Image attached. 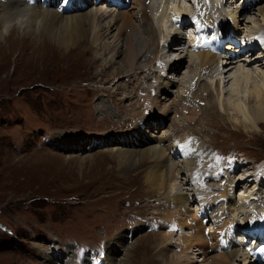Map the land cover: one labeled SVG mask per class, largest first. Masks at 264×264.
Returning a JSON list of instances; mask_svg holds the SVG:
<instances>
[{"label": "rangeland", "instance_id": "rangeland-1", "mask_svg": "<svg viewBox=\"0 0 264 264\" xmlns=\"http://www.w3.org/2000/svg\"><path fill=\"white\" fill-rule=\"evenodd\" d=\"M6 1L0 0V11ZM131 1L129 0L128 5ZM149 1L145 0V4L148 5ZM230 1L231 5L227 2L224 5L226 12L240 11L236 14V23L240 28L236 36L237 43H242L248 30L261 28V33L264 35V23L253 10H249L251 0ZM163 6H166L165 3L161 4L156 15L149 14V10L146 13L151 15L154 27L159 20H163L162 29L171 31L172 26L169 27L163 17ZM171 7L170 3L168 8ZM184 7L187 8V10L182 8V12L185 13L189 7L187 5ZM96 8L101 9L98 15L101 17L100 28L111 25V22L116 19L115 8L103 4L102 0L96 2ZM172 9L177 10V7L173 6ZM124 16L127 21H130L128 15ZM14 30L11 31L12 36H16L18 29ZM113 30H110L108 35L102 36L95 46L80 44L81 48L87 47L84 54H81L80 50L64 54L54 44L50 46L46 43L43 46L42 43L38 47L37 43L30 45L28 42L15 41L14 37H11L14 41L7 39L5 44L0 45V264H63L55 255L52 256L50 263L46 262L45 256H42L43 252L55 246L62 254L69 252L72 254L71 245L75 243L84 244L85 247L86 244L105 243V251H107L109 245L107 243L111 242L112 237L128 230L138 232L123 246L125 248L118 251L111 250L114 256L119 257L121 264L123 262L125 264H162L157 255L161 247L158 237L159 228L157 231H155L157 226L154 229H148L149 226L145 220L152 216L162 218L167 203L163 201L162 195L155 196L150 188L145 177L146 169L134 167L119 171L112 156L104 148L88 150L87 146L88 152L84 154L82 148L79 151H68L70 149L65 150L54 146L50 141L56 137L61 139L76 138V136L100 138L113 132L114 134L127 133L132 130L136 122L144 121L143 118L140 119L141 121L131 119L130 113L138 109L144 98L155 97V91L152 90L158 83L159 73L156 77L155 72L150 75L143 73L146 80L137 82L133 78L125 77L133 74L130 70L126 72L122 70V74L119 75L123 68H121L123 57L122 55L111 57L109 52L115 45L117 51L125 50L121 46L129 29L123 32L122 36H117V30ZM156 30L158 38H161L160 27ZM177 33L174 39L180 43L179 32ZM114 37L118 39V41L115 40L116 43L113 40ZM178 54L164 60V63L167 61L169 63L165 65L166 68H169L172 60L182 56ZM236 57L238 59L241 54ZM255 57L251 58L250 55L247 60L253 61ZM241 64L242 62L237 60V67L241 68ZM188 65L187 57L177 71L171 73L172 70H169L171 74L161 71L160 75L162 79L176 82L177 89H180L181 83L185 86L184 82L186 86H189V75L186 74ZM155 67L158 66L155 65ZM250 67L260 69L254 64ZM160 68L159 66L158 70ZM232 73L234 74V70L228 72L226 78L233 76ZM204 76V82L210 85L214 77L207 73ZM182 77L186 79L183 80L184 82H179L178 79ZM232 83L230 80L222 88L223 93L219 98L220 103L223 101L225 103V111L221 107L205 108L203 101L199 103V106H202L199 109L201 123H199L200 120L191 122L188 124L189 127L185 125L179 133L175 129L174 134L166 132L168 121L163 124H154L155 126L151 128L147 127L149 130H145L146 126L142 127L149 135L162 138L173 135L176 142L181 137L188 136L191 141L204 144L208 152V163L204 162V157H198L191 171L174 174L173 190L166 191V194L171 195L174 193L190 195L191 200L186 206L188 212L192 213L194 209L197 212L202 211L195 200L196 194L200 195L199 189L195 185L196 191H194L189 187L188 182L191 179L194 180L195 173L199 171L200 161L204 162L201 166L203 169L209 170V173L215 172L213 177L218 178L219 183L227 181L226 172L230 182L239 178L246 180L242 189L238 188L232 192L228 187L231 194L246 207L243 213H239V210H242L239 208L238 211L236 209L231 212V218L237 223L236 218L241 219L240 216L243 214L246 218L248 212V217L255 213L248 207H253L252 199L253 197L258 199L257 193L261 192L260 189L264 193V124L251 122L245 111L247 95L253 86L247 87L244 84L242 90V83L231 85ZM148 86L153 88L149 93L146 89ZM231 86L233 89H238L231 98L232 103L234 102L232 105L237 109L227 104L229 97L225 91L227 90L228 94ZM137 87L141 88L142 92H138L136 97L134 89ZM261 90L264 91V86H261ZM157 96L160 97V95ZM188 105L190 109L196 108L194 101ZM160 106L162 108L163 105ZM147 117L149 115L144 116V118ZM150 117L153 118L154 115ZM170 117H174L173 114H170ZM151 123L152 120H150ZM188 137L187 141L190 142ZM172 151L174 152V149ZM89 157L94 158L95 167L91 166L89 161L85 165L81 162ZM180 158V155H177L173 159L178 162L182 160ZM232 160H235L236 166L229 167L232 165ZM256 164H259L258 167L261 169L257 171V174L259 172L260 174L258 177L256 175V180L253 182L248 179L252 174L245 175L249 170L248 166L253 165L254 168ZM193 170L194 175L191 178ZM236 170L237 173L230 176L231 172ZM207 181L204 183V193L209 190L208 194H214L212 188L219 189L220 186L213 187V179ZM256 182L258 186L255 185ZM206 187L209 188L206 189ZM251 192L255 195L250 196ZM191 195L194 196L193 199ZM182 210L186 209L182 207ZM260 218L262 220L260 224L264 226V214L260 215ZM251 221L252 225L254 220ZM160 224L163 222L160 221L158 225ZM160 227L164 226L160 225ZM179 232H181L180 235L170 233L171 237L164 242L167 249L176 254L167 258L166 264L175 262L176 256L180 264L210 262L209 257L213 254L210 248L206 249V255L199 254L195 248L185 250L188 244L185 247L179 238L187 233L185 229H180ZM120 251H122L121 254H119ZM234 262V264H242L239 261L234 260Z\"/></svg>", "mask_w": 264, "mask_h": 264}, {"label": "bare ground", "instance_id": "bare-ground-1", "mask_svg": "<svg viewBox=\"0 0 264 264\" xmlns=\"http://www.w3.org/2000/svg\"><path fill=\"white\" fill-rule=\"evenodd\" d=\"M226 2L231 5L230 0L229 2L228 0ZM201 3L204 8L209 11L213 19L220 23L221 31L226 30V28L228 31L230 30L231 34L229 33V35L231 36V39L238 35V29L240 28L236 23V14H239L240 11H231L227 13L226 7L224 6L226 3H224L223 0H201ZM117 4L123 5L120 2H117ZM161 4L162 2L158 0H150L148 5L145 4V0H132L130 5H126L125 9L121 8V10H117L120 8L116 7V19L111 22V25L108 24L107 26L100 28L99 19H101V17L98 15L100 14L99 12L101 9L96 8V2L94 1L7 0L0 11V45L5 44L7 39H12L11 37H14L13 39L15 41L28 42L30 45L37 43L38 47L42 43L43 46L46 43H49L50 46L51 44H54L58 49H61L64 54H70L75 50H80L81 54H84L86 52L85 48L87 47L81 48L80 44L95 46L102 36L110 33V30H117L116 35L122 36L123 32L129 29V32L126 33V36L123 38L124 42L121 46V48L124 47L125 50L122 51L121 49V52L117 51V46L115 45L109 54L111 57L122 55L123 63L121 68H123L119 75L122 74V70L125 72L126 70H130L133 74L125 77L133 78L136 82L146 80L143 73H148V75H150L155 72V77L156 74L159 73L160 78L158 79L156 87L154 89L149 86L146 88L149 90L148 93L151 92L150 89L152 88V91H155V97L147 95L148 97L140 102L138 109H135V111L130 113L131 119L135 121L139 119L138 121H141L140 119L143 118L144 121L142 120V123L136 122L132 130L127 133L114 134L113 132L100 138H81L76 136V138H70L72 140L56 137L55 139L50 140L51 144L65 150L70 149L68 151H79V149L82 148L85 152L84 154L93 148H104V150L109 152L112 156L119 171L129 170L134 167H142L143 169H146L147 174L145 177L150 188L153 190L155 196L162 195L163 201L167 203L164 216L161 218L165 225L163 228L160 226L158 227V237L161 241V247L158 249L157 255L162 264H166L167 258L176 255L175 253L173 254V251L171 252V250L167 249V245L164 244V242L172 235L170 234L172 227L175 231L178 229L191 231L179 238L180 242L183 243H181L182 245L187 247L186 245L188 244V248L185 250L188 251L195 248L199 254L206 255V249H211L213 254L209 257L210 262L207 264H216V262L217 264H234V260L242 263L245 261L244 256L246 254L236 246L232 247L229 251H224V248L218 244V236L220 232L226 230L227 226L236 224L231 218L232 211H235L236 209L238 211L239 208L242 209L241 211L239 210V213H243L246 210L245 204H241L240 200L235 198L230 192L236 191L238 188L242 189L246 180L240 178L237 180H231V182L227 180L225 181V183L227 182L226 184H222L221 186L218 185L220 186L219 189H221V192L217 197L226 200V202L223 203V201H221L219 203V208L217 210L219 212L221 211L220 218L222 220L219 226H215V228L210 231L209 237L207 238L203 234L206 227L203 225V219L206 218L204 217L205 209H201L202 211L199 212L194 209V211L190 213L186 207L187 203L191 200L189 198L190 195L181 194L180 192V194H166L168 189V191L173 190L172 180H174L175 173L178 175L182 171H191L200 156H202V158L204 157L203 159L205 163H208V152L206 151L204 144L202 142L200 144L188 142L186 136L181 137L176 142L175 139H173V135L168 136L167 138H162L155 135H149L144 129L146 128L145 130H147L148 128L154 127V124H163L165 121H168L169 125H167L166 132H172L174 134L175 129L179 133L184 129L185 125L189 127L188 124L191 122L200 120V122H198L201 123L199 116V109L202 107L199 106L201 101L206 105L205 108L211 106L218 109V107H221V109L225 111V103L224 101L220 103L219 98L223 93L222 88L226 86L230 80L235 83V85L242 83V90L244 84L247 87H251V85L253 86L252 89L249 90L248 95L246 94L247 107L245 108V111L251 122L254 124H264V91L261 90V86H264V70H262L264 69V62H262L264 59L256 60L259 55H261L259 52L256 57V53L253 55L255 57V60L252 59L253 61L247 60L248 55L241 54V57L238 59L237 57L232 56L236 55V51H225L224 56L220 57L216 54L218 52V46H215L216 53L202 52L197 53L196 55L193 53L189 54L188 50L180 47V43L174 39L178 33L177 31L172 30L173 27L170 26V15L168 14V11L171 12L173 10L172 7L168 8L163 6V17L166 19L169 27H171V31H168L166 28L165 31L162 29L164 23L163 20L155 19L156 21L159 20V22L156 27L153 26L152 18L150 16L153 15V13L155 15L158 13ZM180 4L174 5L177 7V10H175L178 11V14H180L182 18H185L186 12L184 13L182 11L183 9L187 10V8L184 7L186 4ZM249 7L251 8L249 10H253L258 18L264 23V0H252ZM147 10L150 11L149 14L151 13V15L146 13ZM247 13L249 14V12ZM124 15H128L130 21H127ZM211 16L207 15L205 16L206 21L204 19L202 20L203 26L205 27L203 31L206 33H211L213 28ZM226 17L230 20L231 26L226 21ZM157 27H160L161 38H158ZM13 28L18 29L16 36H12L11 34L12 30L15 31ZM214 32H216V30H214ZM257 32H260L259 28L252 29V31H246L244 37L245 41L242 48L246 49V46L252 48V50H249L248 54H253L256 49L259 48V45H257L255 41L259 38L258 35H255ZM179 36H181V34H179ZM115 38L116 37H114L113 40L118 41V39ZM13 39L12 41H14ZM177 53L182 56L176 59L173 58L174 60H172L169 68H166L165 65L169 63H167L168 61L164 63V60H168L169 56L176 55ZM253 56H251V58ZM187 57L189 67L187 66L188 69H186V74L189 75V86H186V82L183 81L186 77H182L178 80L179 82L183 81L185 86H182L181 83L179 86L180 89H177L178 85L176 82H169L167 79H162L160 72L165 71V73L171 74L177 71L178 67ZM236 59L239 60V62H242L241 68L237 67ZM252 64L258 66L260 69L250 67ZM155 65L158 67L160 66V70H158V67H155ZM169 70H172L171 73L168 72ZM232 70H234V74L232 73L233 76L226 78V74ZM206 73L214 77L213 82L210 85L203 80ZM125 79L127 81V78ZM233 83L231 85H234ZM190 87H192V90H190ZM140 89L141 88L139 87L134 89V95H136V97L138 92H142ZM229 89L231 90L228 94L227 90L225 91V94L229 97V102L227 101V104L236 108L232 105L234 102L232 103L233 100H231V98L233 97L234 92L237 93L238 89H233L232 86ZM157 95H160V97ZM185 99H188V101H185ZM191 101H194L196 108H188V104H190ZM156 103L158 105L157 107ZM160 105H163L162 108H160ZM130 106L133 105L130 104ZM156 111H158L157 114ZM201 111L202 110H200V112ZM170 114H173L174 117L171 118ZM226 114L227 113H225V115ZM148 115L149 117L144 118V116ZM151 115H154V117H150ZM150 120H152L151 124ZM142 126L146 127L143 128ZM173 144L175 145L172 146ZM87 146L88 150H86ZM172 149H174V152ZM175 150L180 152V157L182 158V160L180 158L181 161H174L173 158L176 155ZM88 161L91 163V166L95 167L94 158L89 157L86 160H81L84 165ZM181 165L183 167H181ZM227 176L228 174L226 172L225 178ZM260 191L262 192V189H260ZM261 192L257 193L258 198H260ZM253 195L255 194L251 192L250 196ZM193 197L194 196H192V199ZM156 202H158V200H156ZM257 203L255 204H260V206L264 205V193H261V199L259 203ZM260 206L258 205L257 207ZM182 207L186 210L183 211ZM248 208L251 210V206ZM253 210L257 214V209L254 208ZM196 215H198V218ZM200 216L202 219L199 218ZM243 223H246V225L249 226L252 221L245 218ZM165 227L166 232H164ZM137 232V230H128L125 233L121 232L116 236H113L111 242L107 243L109 245L107 251L104 252L105 255L100 264H121L119 257L114 256L111 253V250L118 251V249L125 248L123 246L130 242ZM69 253L62 254L59 249L52 246L49 251L46 250L43 252L42 256H45V261L47 260L46 262L48 263H50L52 256L55 255L61 260V263L72 264V254ZM121 253L122 251L119 252V254ZM123 259L125 260V256ZM177 259H179L178 256L175 257L174 260L176 261H172V264H180ZM248 259L251 260V262H245V264H255L253 258ZM122 264L125 263L123 262Z\"/></svg>", "mask_w": 264, "mask_h": 264}, {"label": "snow or ice", "instance_id": "snow-or-ice-1", "mask_svg": "<svg viewBox=\"0 0 264 264\" xmlns=\"http://www.w3.org/2000/svg\"><path fill=\"white\" fill-rule=\"evenodd\" d=\"M261 251H264V249H261Z\"/></svg>", "mask_w": 264, "mask_h": 264}]
</instances>
